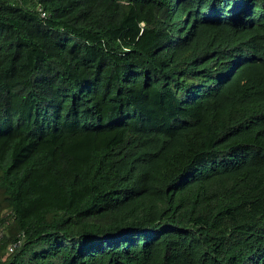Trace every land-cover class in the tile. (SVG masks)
I'll return each mask as SVG.
<instances>
[{"label": "trees", "instance_id": "obj_1", "mask_svg": "<svg viewBox=\"0 0 264 264\" xmlns=\"http://www.w3.org/2000/svg\"><path fill=\"white\" fill-rule=\"evenodd\" d=\"M0 264H264V0H0Z\"/></svg>", "mask_w": 264, "mask_h": 264}, {"label": "built area", "instance_id": "obj_2", "mask_svg": "<svg viewBox=\"0 0 264 264\" xmlns=\"http://www.w3.org/2000/svg\"><path fill=\"white\" fill-rule=\"evenodd\" d=\"M9 250H11V247H9Z\"/></svg>", "mask_w": 264, "mask_h": 264}]
</instances>
